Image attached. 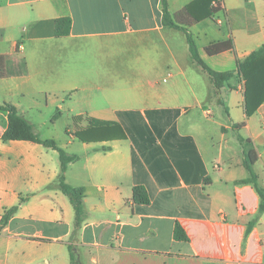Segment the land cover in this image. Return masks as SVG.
Masks as SVG:
<instances>
[{
    "label": "crops",
    "instance_id": "0c3cea01",
    "mask_svg": "<svg viewBox=\"0 0 264 264\" xmlns=\"http://www.w3.org/2000/svg\"><path fill=\"white\" fill-rule=\"evenodd\" d=\"M167 1L217 73L264 46V0H215L218 11L191 24L183 11L200 18L211 8ZM61 18L71 32L56 37ZM230 38L234 51L206 53ZM0 55L11 74L0 79V106L78 157L65 179L85 193L78 227L54 187L59 153L3 141L0 110V264H71L70 246L83 264H264V103L248 117L240 76L216 87L186 33L165 26L162 0H0ZM75 117L116 122L126 138L112 129L103 138L86 120L77 128ZM240 137L258 155L257 184L244 183ZM138 187L149 204L134 200ZM177 224L186 240L175 239Z\"/></svg>",
    "mask_w": 264,
    "mask_h": 264
},
{
    "label": "trees",
    "instance_id": "16d2710c",
    "mask_svg": "<svg viewBox=\"0 0 264 264\" xmlns=\"http://www.w3.org/2000/svg\"><path fill=\"white\" fill-rule=\"evenodd\" d=\"M215 0H199L196 5H201V7L211 8V5ZM197 6V7H198ZM162 11L164 17L165 26L182 30L186 33L188 42L191 47V51L193 54V58L201 65L211 76V79L215 83L217 88H220L224 85L225 82L231 80L236 75L240 76L245 81V111L248 117L252 116L259 107L264 103V46H262L257 51L251 53L244 60H240L237 63V69L235 71L227 72V73H217L209 68L200 58L199 53L197 51L195 41L186 27L181 26L175 19H173L168 6L167 0H162ZM218 8H211L203 17H198L194 7H189V9L183 11L179 18H188V23H194L197 20L204 19L205 17H209L212 14L216 13ZM191 15L194 19H189ZM180 20V19H179ZM72 27V20L70 18H61L56 22L55 35L56 37H64L70 34ZM234 42L230 38L227 41L214 43L209 45L206 48V53L209 56H217L222 53L228 51H234ZM7 61L8 57L4 55H0V79L7 78L11 74L7 70ZM0 110L8 112V128L2 136L3 141H15V140H24V141H32L35 143H39L44 145L47 148H51L59 153L61 160V175L59 176L54 187L61 190L65 195L69 197L71 203L76 212V222L79 227L83 221L84 208H83V200L85 197L83 188H74L66 183V172L71 163L77 161V156H70L67 152L60 148L56 141L54 140H42L39 138L34 132L31 125L19 115L18 111L15 107L11 105L0 106ZM60 116V113L57 112L53 117V121H56ZM83 120H86L88 125L85 129H101L103 134L102 137L105 138L109 136V133L106 134L104 131L112 129L111 136H118L122 139L126 138L121 126L116 122L97 120L93 118H83V117H75L74 124L77 128H80V124ZM239 127V126H238ZM237 127V128H238ZM82 129V128H80ZM79 138L84 139L82 135H77ZM240 141L246 147V158H245V166L249 170L251 177L244 181V183H254L257 184V176L253 171V166L258 159V155L255 150L250 148V141L244 140L240 137ZM258 192H260L261 197L263 199V208H264V194L263 190L258 188ZM134 200L139 203L149 204L150 200L148 197V193L143 187L135 188L134 190ZM17 210L16 208L7 211L3 217V223L8 222L11 216ZM175 239L176 240H186V235L179 224L176 225L175 228ZM71 253V264H83L80 260V255L77 247L70 246Z\"/></svg>",
    "mask_w": 264,
    "mask_h": 264
},
{
    "label": "rangeland",
    "instance_id": "374dc122",
    "mask_svg": "<svg viewBox=\"0 0 264 264\" xmlns=\"http://www.w3.org/2000/svg\"><path fill=\"white\" fill-rule=\"evenodd\" d=\"M60 134L62 137H64V135H66V134H64V132L62 133V130L60 131Z\"/></svg>",
    "mask_w": 264,
    "mask_h": 264
},
{
    "label": "built area",
    "instance_id": "2783aa9c",
    "mask_svg": "<svg viewBox=\"0 0 264 264\" xmlns=\"http://www.w3.org/2000/svg\"><path fill=\"white\" fill-rule=\"evenodd\" d=\"M217 6L219 7V4H217Z\"/></svg>",
    "mask_w": 264,
    "mask_h": 264
}]
</instances>
